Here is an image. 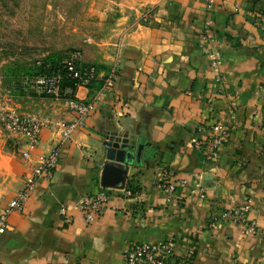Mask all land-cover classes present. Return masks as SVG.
I'll use <instances>...</instances> for the list:
<instances>
[{
    "label": "crops",
    "instance_id": "1",
    "mask_svg": "<svg viewBox=\"0 0 264 264\" xmlns=\"http://www.w3.org/2000/svg\"><path fill=\"white\" fill-rule=\"evenodd\" d=\"M118 4L113 43L93 59L82 58L102 71L116 64L114 90L100 96L85 128L59 144L53 178L40 179L24 209L9 215L0 263L121 264L129 242L168 240L170 264H234L233 258L264 264V0ZM205 31L207 43L199 39ZM209 47L222 53L218 72L211 67ZM100 84L79 87L76 94L86 100ZM116 95L128 106L116 102ZM36 111L74 116L51 98ZM218 120L233 127L232 133L219 158L207 163L193 143ZM113 133L143 144L127 178L144 192L143 200L114 193L109 208L92 223L76 210L64 217L62 204L71 207L102 186L104 143ZM57 144L44 130L26 159L25 139L6 135L0 126V210L22 187L32 160ZM168 180L175 186L171 197L164 187ZM238 207H246V221H256V234L246 233L230 216L222 218ZM215 217L221 221L213 227Z\"/></svg>",
    "mask_w": 264,
    "mask_h": 264
},
{
    "label": "built area",
    "instance_id": "2",
    "mask_svg": "<svg viewBox=\"0 0 264 264\" xmlns=\"http://www.w3.org/2000/svg\"><path fill=\"white\" fill-rule=\"evenodd\" d=\"M213 2L214 0H207V5ZM238 6L236 4L237 8ZM256 15L257 19L260 18V11ZM259 21L257 20V22ZM199 39L207 43L210 41V35L206 31L202 32ZM206 53L210 58L211 67L217 72L220 71L221 51L215 47H209ZM118 75L119 69L116 64L112 65L108 71H102L98 64L85 62L78 55L67 57L57 63H46L41 72L32 80L34 90L38 94L46 95L63 103L67 109L74 113V116L71 118L55 117L38 111L24 112L14 107L0 110L2 125L25 139L26 149L22 152L24 158H30L31 151L38 147L44 130H48L58 143L50 152L38 155L32 160L30 171L24 176L22 187L0 210V238L9 228V215L24 209L25 202L36 187L37 182L40 179L51 180L53 178L61 157L59 144L73 139L77 131L86 127L87 119L98 107L100 96L114 90ZM99 81L101 82L100 86L89 98L82 100L77 96L79 87L90 88ZM115 101L121 103L122 107L128 106V103L118 95H116ZM232 129L233 127L221 120L215 121L208 128L209 133L204 137L195 139L193 146L202 153L207 163H213L219 158L221 148L229 139ZM261 131L264 135V126ZM166 172L169 175L173 174L172 170L167 169ZM164 187L168 197H171L175 187L173 183L168 180ZM114 193L134 201H142L144 198V192L141 189L132 190L126 181L123 188L101 186L94 193L83 194L71 207L62 204L59 212L68 218L70 211L76 210L82 214L86 223H92L109 208ZM245 208L229 209L223 213L222 218L230 216L234 221L245 225L246 233L256 234L259 227L256 221L248 222L245 220L243 217ZM220 221L221 218L215 217L211 220L210 225L214 227ZM172 248V243L168 240L159 242L131 241L127 245L121 264H170ZM233 260L234 264H245L236 258Z\"/></svg>",
    "mask_w": 264,
    "mask_h": 264
},
{
    "label": "rangeland",
    "instance_id": "3",
    "mask_svg": "<svg viewBox=\"0 0 264 264\" xmlns=\"http://www.w3.org/2000/svg\"><path fill=\"white\" fill-rule=\"evenodd\" d=\"M119 9L118 0H0V110L45 107L51 97L34 90V77L46 63L95 58L113 43Z\"/></svg>",
    "mask_w": 264,
    "mask_h": 264
},
{
    "label": "water",
    "instance_id": "4",
    "mask_svg": "<svg viewBox=\"0 0 264 264\" xmlns=\"http://www.w3.org/2000/svg\"><path fill=\"white\" fill-rule=\"evenodd\" d=\"M106 161L101 176L103 187L123 188L131 165L139 162L143 144L136 143L128 136L109 135L104 143Z\"/></svg>",
    "mask_w": 264,
    "mask_h": 264
},
{
    "label": "trees",
    "instance_id": "5",
    "mask_svg": "<svg viewBox=\"0 0 264 264\" xmlns=\"http://www.w3.org/2000/svg\"><path fill=\"white\" fill-rule=\"evenodd\" d=\"M128 187L131 188L132 190L140 189L136 184H134V182L132 180L128 182Z\"/></svg>",
    "mask_w": 264,
    "mask_h": 264
}]
</instances>
